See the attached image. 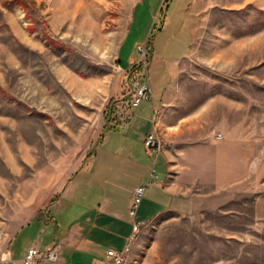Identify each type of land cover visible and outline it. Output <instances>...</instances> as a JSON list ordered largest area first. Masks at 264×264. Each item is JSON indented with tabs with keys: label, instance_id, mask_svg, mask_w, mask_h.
<instances>
[{
	"label": "rangeland",
	"instance_id": "374dc122",
	"mask_svg": "<svg viewBox=\"0 0 264 264\" xmlns=\"http://www.w3.org/2000/svg\"><path fill=\"white\" fill-rule=\"evenodd\" d=\"M35 1L41 8L33 22L0 0V86L8 93L0 91V261L8 258L12 235L33 217L49 215L89 158L108 125L110 99L118 104L131 93L132 81L117 60L129 31L125 48L134 58L136 38L150 40L154 97L141 104L150 121L152 101L159 106L171 86L169 113L155 108L151 131L170 144L244 140L257 152L250 174L223 189L216 188L210 169L182 168L198 205L142 226L126 264H264V0H203L196 40L174 76L151 61L157 15L168 0H146L131 22L136 0ZM112 116L113 129L134 119L115 123ZM163 116L185 120L159 130ZM180 131H187L185 139L175 138ZM144 141L135 148L151 168Z\"/></svg>",
	"mask_w": 264,
	"mask_h": 264
},
{
	"label": "crops",
	"instance_id": "0c3cea01",
	"mask_svg": "<svg viewBox=\"0 0 264 264\" xmlns=\"http://www.w3.org/2000/svg\"><path fill=\"white\" fill-rule=\"evenodd\" d=\"M168 1L165 12L160 11L157 15L160 25L155 23L151 61L158 60L174 76L176 68L188 58L194 45L205 3L203 0ZM145 2L136 0L130 22ZM130 34L129 31L125 33L117 52L118 63L125 69L137 60L134 53L125 48ZM143 39L136 38L135 49ZM170 91L171 86L164 91L159 106L152 101L150 115L153 108L164 115L169 113L167 96ZM137 109L129 124L107 131L99 140L82 168L50 208V214L33 217L12 235L5 255L8 258L0 264H23L27 250L33 246L40 249L56 246L59 255L58 261H39L36 264H92L103 259L108 248L119 250L125 246L133 231L130 208L134 190L143 183L150 169L148 158L140 156L135 143L144 141L159 114L154 109L152 122V118L150 121L147 117L149 115H144L147 108L141 105ZM183 119L174 121L163 116L158 129L176 127L178 123L182 124ZM182 132L185 135L187 131L176 133L175 138L185 139L181 138ZM156 134L164 141L158 132ZM165 142L157 157L158 184L147 187L135 215V220L142 226L164 213H185L196 208L199 195L185 188L182 168L192 172L210 169L216 188L223 189L250 174L251 161L257 152L255 143L244 140L216 144L200 140L196 143ZM152 159L154 162V157ZM132 242L128 246L130 250Z\"/></svg>",
	"mask_w": 264,
	"mask_h": 264
},
{
	"label": "built area",
	"instance_id": "2783aa9c",
	"mask_svg": "<svg viewBox=\"0 0 264 264\" xmlns=\"http://www.w3.org/2000/svg\"><path fill=\"white\" fill-rule=\"evenodd\" d=\"M149 42V36H147L142 43L138 44L137 50L139 53V58L134 63H132L129 68L125 69L119 65V68L128 75L129 79H131L132 85H130L131 93L129 94L128 98L120 100L118 101V104L115 103L114 105L112 117L115 116V123L117 120L129 122L134 117L133 110L139 107L143 102L150 101L154 97L148 73ZM215 137L217 140L223 139V135L220 133L216 134ZM144 145L147 153L154 157V162L147 174L145 181L138 185L134 190L130 208V213L133 217L132 234L128 237L127 242L122 249L118 250L114 248H108L105 257L92 262V264H124L126 250L133 241V238H135L136 232L142 228V224L135 220V215L147 187L158 184V170L156 167V161L157 156L164 149L165 141L161 140V138L157 136L155 130H153L147 134ZM58 258L59 255L56 246L47 249H40L36 246H33L28 249L23 259V264H36L39 261H58Z\"/></svg>",
	"mask_w": 264,
	"mask_h": 264
},
{
	"label": "trees",
	"instance_id": "16d2710c",
	"mask_svg": "<svg viewBox=\"0 0 264 264\" xmlns=\"http://www.w3.org/2000/svg\"><path fill=\"white\" fill-rule=\"evenodd\" d=\"M1 4L4 8H7L9 10L15 9V8H21L25 11V17L28 20H31L33 22H36V13L37 11L41 8V5H39L35 0H1ZM45 27L46 29L49 27L47 23H45ZM34 27L33 25H30L28 27L29 30H32ZM56 45L58 46H64L66 47V45L64 43H62L61 41H57L55 42ZM0 91L4 92L5 94H8L7 91L5 89H3L0 86ZM115 104V99L111 98L109 101V112L107 113V122L108 125L106 126L105 132L103 133V136L105 135V133L109 130H112L113 128H111L109 126L110 120H111V114L113 112V107Z\"/></svg>",
	"mask_w": 264,
	"mask_h": 264
},
{
	"label": "bare ground",
	"instance_id": "6f19581e",
	"mask_svg": "<svg viewBox=\"0 0 264 264\" xmlns=\"http://www.w3.org/2000/svg\"><path fill=\"white\" fill-rule=\"evenodd\" d=\"M158 136V135H157ZM159 137V136H158ZM130 247H128V249L126 250V256H125V259H124V264H126L127 263V260H128V256H129V254H130Z\"/></svg>",
	"mask_w": 264,
	"mask_h": 264
}]
</instances>
